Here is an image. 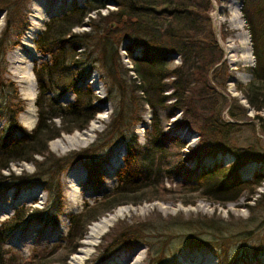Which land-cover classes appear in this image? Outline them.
I'll list each match as a JSON object with an SVG mask.
<instances>
[{"label": "trees", "instance_id": "obj_1", "mask_svg": "<svg viewBox=\"0 0 264 264\" xmlns=\"http://www.w3.org/2000/svg\"><path fill=\"white\" fill-rule=\"evenodd\" d=\"M213 1L222 3L224 0H117L116 11L102 17L98 12L105 7L106 2L90 0L83 6L74 3L61 16L51 18L34 41L36 49L42 54L49 55L50 60L42 66L44 79L34 69L38 86L35 102L37 122L31 131H26L18 122V116L25 107L18 87L15 82L7 80L4 76L7 69L5 62L7 48L18 45L12 42L11 36L19 26L15 22V17L12 18V22L10 20V25L0 33V109L4 110L2 114L7 121L5 128L0 129V191L30 182H39L49 198L44 211L20 209L8 220L0 223V264H51L50 260L55 250L41 249L25 262H20L4 250L5 242L15 230L36 219L42 223L46 219L49 222V218L52 217L50 212L57 214L61 209L62 198L57 180L61 172L73 161L81 160L82 156L89 157L96 153L88 152L87 155L80 153L77 155L81 157L76 158H56L52 157L48 149V143L62 134L86 130L99 113L92 105L91 92L88 88L81 91L77 87L78 82L84 81L97 68L102 70L107 78L114 80V70L119 61L117 53L119 40L116 41L113 35L107 34L98 41L91 33L75 34L72 31L86 25L91 31L98 32L96 29L98 24H95L94 20L84 22L93 12L97 13L99 20H113L120 26L117 35L121 34L126 41L123 49L132 65L130 72H133L139 81L135 92L142 93L143 103L151 109L152 125L146 145L140 148L134 138L124 136L123 124L121 121L118 122L112 134L115 135L114 140L126 141L125 166L116 174V186L110 194L95 200L93 204L84 203L80 212L68 216L67 234L57 248L63 251L65 260L77 251L80 241L87 233V227L117 206L128 204L123 200L148 196L145 199L130 201V204L137 205L143 200L150 202L157 199L155 193L162 191L173 193L171 189L162 185L161 166L154 167L155 157L163 152L160 144L164 136L157 111L159 108H166L170 100H173L172 108L182 111L189 119L190 125L198 131L200 140L196 149L210 145L228 150L235 156V163L231 166L214 164L202 172L194 184L188 187L179 186L177 192L183 191L189 196L194 195L215 204L237 202L244 193L250 198L256 194L257 188L264 182V177L255 174L251 180H240L237 172L243 164L245 155L238 152V147L234 148L231 145V136L242 127L238 121L246 118V109L238 103L236 106H229L227 115L230 121H224L221 118L222 109L217 107V103L212 101L211 107L205 105V95L212 96L214 91L208 85V74L222 59L209 18ZM3 2L4 0H0V3ZM245 2L247 7L251 8L249 0ZM10 13L13 15V12ZM261 13L260 8L254 12H249L247 8L242 10L244 19L250 26L255 67L251 70V81L239 86L237 90L243 94L250 111L254 112V118L264 137V115H259L264 112V23H262L264 19ZM256 19L260 26L258 23L254 26ZM27 27L25 24L21 32L23 33ZM93 55L95 57L92 59ZM173 56L181 60L180 65L170 66L169 61H173L171 58ZM97 65L99 66L96 67ZM57 75L59 78H56ZM224 76L223 73L220 74L221 80ZM64 80L69 81L60 86L58 83ZM195 86H199V92L194 96ZM69 90L75 95V100L71 104L58 106L54 100H45L47 91L54 92L59 98ZM13 132H17L19 136L13 137ZM176 145L178 148H184V144L179 141ZM247 154L264 161L261 152L248 149ZM37 157L41 160H37ZM93 158L86 162L85 167L94 184H99L102 180L100 163L107 157ZM16 162L33 165L35 173L24 177H14L12 174L5 176L3 172L9 171L10 165ZM260 197L263 199L264 193ZM218 222V224L185 222V227L198 233L183 235L185 240L182 244L210 248L217 253L220 264H229L227 261L224 263L227 258L226 247L220 239L224 241L231 233L227 224ZM125 230L115 240L117 245L139 242L137 239L140 233L135 232L131 226H127ZM206 233L210 237H198ZM260 248L262 250L258 257L262 258L263 245H260ZM150 255L155 259L159 256ZM64 263L65 261L61 264ZM150 264L162 262L161 259H157L152 260Z\"/></svg>", "mask_w": 264, "mask_h": 264}, {"label": "rangeland", "instance_id": "obj_2", "mask_svg": "<svg viewBox=\"0 0 264 264\" xmlns=\"http://www.w3.org/2000/svg\"><path fill=\"white\" fill-rule=\"evenodd\" d=\"M90 0H4L0 3V33L10 25L15 17L19 28L15 29L11 36V40L18 45H11L7 48L5 62L7 80L16 83L20 98L24 101V110L18 116L19 124L26 130L31 131L37 122V107L35 105L38 86L34 76V69L38 75L42 77V66L50 60V56L39 52L34 44L37 36L45 29V24L53 17H59L64 14L68 8L74 3L78 6H83ZM105 1V7L98 13L100 16H107L110 12L116 11L117 0H102ZM116 1V2H115ZM246 0H235L237 9L241 15L243 31L250 42V63H232L227 59L224 41L228 37H234L239 31L232 30L228 27V23L218 25V18L223 19L229 17L230 13L224 9L226 0L222 3L212 2L209 18L212 25L214 37L221 51L222 59L219 64L214 65L208 76V85L214 90L212 96L205 95V105L211 107L212 101L217 103V107L222 109L221 118L224 121H230L227 115L229 106H236V103L242 105L246 109V118H241L238 123L242 124L238 132L231 136V145L244 156L243 164L237 172L240 180L248 181L255 174H260L264 177V161L254 159L247 154L248 149L264 155V137L261 135L257 120H255L254 112L246 104L243 94L237 88L248 84L252 79L251 70L255 67V58L253 55V45L242 10L248 9L249 12L255 9H261L264 19V2L261 0H249L251 8L245 4ZM263 6V7H262ZM13 12V15L12 13ZM43 18L42 20H37ZM95 21L98 24L96 31H91L90 27L84 25L80 28H74L72 31L75 34L91 33L98 41L104 38L107 34L113 35L114 40H119L117 53L119 61L115 67L114 80L107 78L104 72L100 69L93 72L84 80L79 81L77 87L82 91L88 90L91 92L92 105L99 111L92 121H96L99 128L94 132L93 138L90 141L75 137V133L80 134L83 131H74L71 134H62L59 138L48 143L49 152L52 157L56 158H76L81 157L77 154L87 155L96 152L95 155L83 157L81 160H75L69 167L61 172L59 178L61 191V209L57 214L50 212L52 217L45 221L34 220L19 229L15 230L7 238L4 250L8 251L13 259H18L20 262L28 260L33 253L41 249L55 250V254L51 258V264H74L71 259L74 255H81L80 249H88L91 253L80 264H115V261L120 257L126 259L124 264H150L155 260H160L162 264H191L185 259V256L195 257L198 264H220V260L215 251L204 246L184 245L185 234L191 235L198 232L190 231L184 226L185 222L192 221V224L197 223H215L220 222L227 224L230 235L225 237L224 241L220 239L226 247L227 258L229 264H262L264 256L258 257L263 245L264 248V198L260 197L264 193V182L261 187L257 188L256 194L249 197L244 193L237 202L225 204H215L208 200L189 196L186 192H177L179 186H190L194 184L199 175L206 169H210L214 164L220 163L224 167L231 166L235 163V156L228 150L219 147L207 146L203 149H196L199 143L198 131L189 123L184 113L180 110L172 108L173 100L167 102L166 108H159L157 114L164 136L161 140V155H157L154 159V167L161 166L160 178L163 186L171 189L173 193L166 191L155 193L158 197L150 202L143 200L137 205L130 204V201H137L139 198L145 199L148 196H138L123 200L128 204H122L114 208L109 213L103 214L101 218L106 217L121 208H132L130 214L123 219H119L109 230L107 234L102 236L97 245L91 249L88 248L83 241L87 233L80 241V246L77 251L68 256L65 260V255L62 250L57 248L63 242L69 228L68 216L77 214L83 208L84 203L93 204L95 200L101 199L115 188L116 174L124 168V159L127 155L126 141L114 140L113 131L122 122V131L125 137L134 138L137 146L140 148L147 143V135L150 132L152 125L151 109L143 103V95L140 92H135L136 86L139 85L138 79L131 71L132 65L123 49L126 41L121 34L117 35L120 26L113 20L101 21L97 13L93 12L84 22ZM36 22L39 25L35 40L33 41L32 54L24 47V40L27 31L32 28L31 22ZM260 26L256 19L254 26ZM264 23V20L263 22ZM25 24L28 25L24 32ZM236 60H240L244 56V51L240 49L232 54ZM95 55L92 56V59ZM26 58V59H25ZM173 61H169L170 66H178L181 60L178 57H171ZM20 60H25L20 63ZM30 64V66H29ZM97 65L96 67H98ZM30 68V72L34 77L35 97L32 101V112L34 114V124L32 127L28 125L27 109L30 106V101L26 96L27 84L22 76L24 69ZM27 71V70H26ZM215 71V72H214ZM213 72V73H212ZM212 73V74H211ZM224 74V79L221 80L220 74ZM211 74V75H210ZM95 76L94 80L91 77ZM59 78V75L56 76ZM239 78V79H237ZM46 80V79H45ZM44 80V83H45ZM69 80H64L58 83L60 86L67 83ZM194 96L199 92V86L194 88ZM45 100H54L56 105L65 106L71 104L75 100L74 93L69 90L59 98L52 91L45 93ZM233 100V101H232ZM4 110L0 109V129H4L6 125V117L2 114ZM102 115L105 118H99ZM260 116L264 112L259 113ZM91 121V122H92ZM55 122L58 123L57 119ZM89 123L87 129L89 128ZM86 129V130H87ZM13 137H18L17 132H13ZM114 140V142H113ZM179 141L184 144V148H178L176 143ZM51 146L57 147L55 151ZM196 149V150H194ZM193 150V151H192ZM120 151L122 160L118 168L113 173H109L110 160L113 153ZM104 156V160L102 159ZM93 159H102L100 163V172L102 180L99 184H94L93 178L89 176L85 167L87 161ZM41 160L40 157L36 158ZM35 173L33 165L25 162L12 163L9 171H4L5 176H31ZM69 174H73L69 178ZM182 189V188H181ZM31 191H37L35 196L30 195ZM56 191V190H55ZM25 193L19 199V195ZM144 197V198H143ZM48 196L43 189V185L39 182H30L19 187H11L7 190L0 191V223L8 220L17 210L20 209H37L38 211L46 209ZM190 202L192 204H183ZM54 214V215H53ZM46 224V225H45ZM133 227L138 234L139 242L128 245H117L115 242L120 235L126 231V227ZM189 229L188 231H186ZM209 234L199 235L198 237H210ZM238 252V254L236 253ZM150 254H157L155 259ZM139 256L142 261H135V257ZM239 256V257H238ZM128 258V259H127Z\"/></svg>", "mask_w": 264, "mask_h": 264}, {"label": "bare ground", "instance_id": "obj_3", "mask_svg": "<svg viewBox=\"0 0 264 264\" xmlns=\"http://www.w3.org/2000/svg\"><path fill=\"white\" fill-rule=\"evenodd\" d=\"M224 9H226L230 15L226 19H219L217 20L218 25L221 26L222 24L228 23V27L232 30L239 31L234 37H228L224 43V49H225V54H227V59L232 62V63H244L247 64L250 63V56H249V51H250V42L248 38L246 37V33L243 31L244 26L242 25L241 21V15L237 9V4L235 0H226V4L224 5ZM43 18H39L37 20H42ZM32 23V28H30L26 35H25V40H24V48L32 54L33 50V41L36 38L38 30H40L39 25L36 22H31ZM244 51V56H241L240 60H236L234 55L232 54L234 51L238 50ZM26 59V58H25ZM25 60H20V63H24ZM30 66V64H29ZM27 70V71H26ZM22 72V77L25 78L26 84H27V92L26 96L28 100L30 101V106L27 109V115L29 117L28 119V125L29 127H32L34 124V114L32 110V101L35 97V83H34V77L32 73L30 72V68H26ZM95 76L91 77L94 80ZM239 79V78H237ZM95 82V80H94ZM32 105V106H31ZM99 118H105V116L99 115ZM99 128L97 125L96 121H92L89 128L85 131H83L80 134L75 133V137H81L82 139H85L87 141H90L93 138L94 132ZM52 150L55 151L57 147L51 146ZM122 153L120 151H116L113 153V157L110 160V169L109 173L115 172V170L118 168V166L121 163L122 160ZM73 174H69V178H71ZM25 193H21L19 196V199L24 196ZM32 196H35L38 194L37 191H31L29 193ZM130 211H133L132 208H125V209H117L115 210L114 213L101 218L99 221L92 223L91 226H89L88 234L86 236V239L83 241V244L88 246V248H92L93 246L97 245L98 241L102 236L107 234L110 230V228L119 220L123 219L126 216L130 214ZM79 252L81 255H74L71 259V262L74 264H80L88 255H90V251L88 249H80ZM128 259V258H127ZM185 259L190 261L191 264H198L199 262L196 261L195 257L192 256H185ZM124 257H120L119 260L115 261V264H124L126 261ZM135 261L141 262L142 258L139 256H136ZM110 264V263H109ZM264 264V261L263 263Z\"/></svg>", "mask_w": 264, "mask_h": 264}]
</instances>
